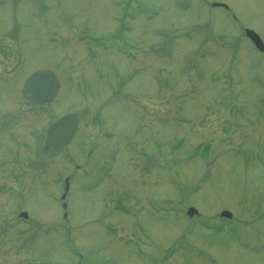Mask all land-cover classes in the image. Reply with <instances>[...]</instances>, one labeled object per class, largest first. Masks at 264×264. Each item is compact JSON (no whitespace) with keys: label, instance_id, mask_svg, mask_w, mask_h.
Instances as JSON below:
<instances>
[{"label":"rangeland","instance_id":"obj_1","mask_svg":"<svg viewBox=\"0 0 264 264\" xmlns=\"http://www.w3.org/2000/svg\"><path fill=\"white\" fill-rule=\"evenodd\" d=\"M206 1L0 0V264H264V0Z\"/></svg>","mask_w":264,"mask_h":264},{"label":"water","instance_id":"obj_2","mask_svg":"<svg viewBox=\"0 0 264 264\" xmlns=\"http://www.w3.org/2000/svg\"><path fill=\"white\" fill-rule=\"evenodd\" d=\"M213 5H225L224 3L214 2ZM245 34L251 39L259 50H264V44L259 35L252 29L245 28ZM59 87V80L56 74L48 68H40L33 71L22 86L24 97L34 104H42L51 101L56 95ZM78 117L76 113H65L55 121L51 122L46 129V139L43 152L47 156L57 155L62 148L70 141L76 131ZM67 188V187H66ZM65 193L62 194L64 197ZM188 214L196 213L193 207H189ZM26 216V212H21ZM221 215L231 217V212L222 210Z\"/></svg>","mask_w":264,"mask_h":264},{"label":"flooded vegetation","instance_id":"obj_3","mask_svg":"<svg viewBox=\"0 0 264 264\" xmlns=\"http://www.w3.org/2000/svg\"><path fill=\"white\" fill-rule=\"evenodd\" d=\"M12 45L15 47V51L18 50V45H17L16 43H13ZM1 46H2V45L0 44V48H1ZM0 55L2 56V53H1V52H0ZM1 62H2V59H1V57H0V67H1ZM5 71H6V70H5ZM4 73H6V72H4ZM11 76H13V75H8V76H6V75L0 73V80H3V79L7 80V79H10Z\"/></svg>","mask_w":264,"mask_h":264}]
</instances>
